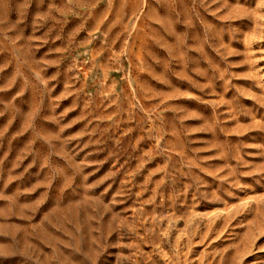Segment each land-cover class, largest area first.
I'll return each mask as SVG.
<instances>
[{
	"label": "rangeland",
	"instance_id": "374dc122",
	"mask_svg": "<svg viewBox=\"0 0 264 264\" xmlns=\"http://www.w3.org/2000/svg\"><path fill=\"white\" fill-rule=\"evenodd\" d=\"M0 264H264V0H0Z\"/></svg>",
	"mask_w": 264,
	"mask_h": 264
}]
</instances>
